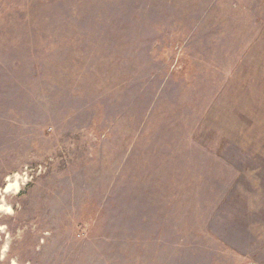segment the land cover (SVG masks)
I'll return each mask as SVG.
<instances>
[{"label": "rangeland", "instance_id": "obj_1", "mask_svg": "<svg viewBox=\"0 0 264 264\" xmlns=\"http://www.w3.org/2000/svg\"><path fill=\"white\" fill-rule=\"evenodd\" d=\"M1 203L0 264H264V0H0Z\"/></svg>", "mask_w": 264, "mask_h": 264}, {"label": "bare ground", "instance_id": "obj_2", "mask_svg": "<svg viewBox=\"0 0 264 264\" xmlns=\"http://www.w3.org/2000/svg\"><path fill=\"white\" fill-rule=\"evenodd\" d=\"M8 178L9 177H7V179ZM20 180L18 179V174H15L14 178L9 180L6 183V185L3 188V192L6 193L7 191H9L11 189H13L14 192H17L21 188L22 184L24 183V178H22ZM2 209H5L6 211H9L10 210V206L6 205L5 203H1L0 204V210H2Z\"/></svg>", "mask_w": 264, "mask_h": 264}]
</instances>
